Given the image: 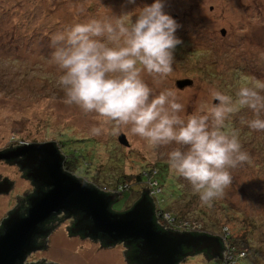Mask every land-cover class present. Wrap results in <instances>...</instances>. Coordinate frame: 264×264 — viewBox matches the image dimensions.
<instances>
[{"label":"rangeland","instance_id":"1","mask_svg":"<svg viewBox=\"0 0 264 264\" xmlns=\"http://www.w3.org/2000/svg\"><path fill=\"white\" fill-rule=\"evenodd\" d=\"M152 2L0 0V150L23 143L54 141L65 156L64 168L72 176L95 188L110 186L111 191L116 189V181L126 180L123 184L129 189L122 191L112 204L114 211L129 208L158 175L164 191L160 196L164 198L163 209L168 208L196 229H206L213 235L226 229V242L231 246L235 241L244 251L236 264H264V131L250 130L244 123L253 116L250 109L237 106L226 121L228 129L238 130L242 150L249 154V160L231 170L232 184L207 207L200 203L187 181L169 172L166 152L174 146L152 149L124 129L92 137L88 129L96 118L64 102L57 68L50 61V33L43 28L48 19L53 37L75 22L111 14L131 15ZM163 5L165 13L175 16V35L181 43L173 51V72L164 79L146 76L150 87L175 92L187 113L206 102L211 89L234 99L241 86L261 90L264 0H163ZM221 29L225 30L224 35L220 34ZM185 79L189 83L179 88L176 82ZM120 134L128 140V148L118 142ZM145 172L147 178L136 179ZM0 174L2 180L5 177L13 181L7 193H0L1 222L15 201L31 191V186L21 178L16 165L0 162ZM167 218L164 215L158 222L164 229L170 228ZM68 225L67 218L57 224L48 236L46 250L33 252L25 261L45 258L57 264H128L122 243L103 248L97 241L70 236ZM218 263V259H207L200 253L185 257L180 264Z\"/></svg>","mask_w":264,"mask_h":264},{"label":"clouds","instance_id":"2","mask_svg":"<svg viewBox=\"0 0 264 264\" xmlns=\"http://www.w3.org/2000/svg\"><path fill=\"white\" fill-rule=\"evenodd\" d=\"M163 7V0H153L131 15L65 26L52 37L50 61L64 102L96 118L88 135L124 129L152 149L174 146L166 152L169 172L211 207L232 184L231 170L249 160L238 130L228 129L226 121L237 106L247 107L253 116L244 123L264 131V85L241 86L235 99L211 89L192 113L172 90L150 87L146 76L164 79L173 72V51L181 43L178 24Z\"/></svg>","mask_w":264,"mask_h":264},{"label":"water","instance_id":"3","mask_svg":"<svg viewBox=\"0 0 264 264\" xmlns=\"http://www.w3.org/2000/svg\"><path fill=\"white\" fill-rule=\"evenodd\" d=\"M220 34L224 35L225 30L221 29ZM188 83L189 80L185 79L177 81L176 85L181 88ZM117 140L121 145L129 146L124 134H120ZM64 158L54 141L23 143L0 150V160H17L20 167L28 168V179L36 186L41 184L48 188L44 191L36 189L28 197V207L23 213L18 205L3 220L0 264H19L27 253L39 248L34 245L33 237L44 233L40 224L59 212L82 215L70 228L72 232L81 231L90 238L106 236L110 242L138 240L140 264H177L179 257L189 256V253L182 252L183 247L190 249L191 255L202 253L207 259L222 254L224 246L217 235L159 229L155 225V207L148 195L149 188H143L147 195L140 194L127 210L111 211L110 205L116 196L99 192L82 178L66 173L62 169ZM11 181L4 178L0 182V193L10 190ZM122 252L124 255V250ZM29 263L24 260V264Z\"/></svg>","mask_w":264,"mask_h":264},{"label":"trees","instance_id":"4","mask_svg":"<svg viewBox=\"0 0 264 264\" xmlns=\"http://www.w3.org/2000/svg\"><path fill=\"white\" fill-rule=\"evenodd\" d=\"M44 29L45 28H48V31H49V33H50V35H49V39L51 38V40H52V34L53 33H51L52 31H53V29L50 27V20L48 19V21L44 24V27H43ZM67 141H70V139H68ZM61 142V144H64V142L65 141H60ZM65 157V156H64ZM64 166L65 167H67V163H66V161H65V163H63V165H62V169L66 172V173H69L70 174V172H68L65 168H64ZM156 173H158V171H156ZM72 175V174H71ZM157 176L158 175H156L155 177H154V180L156 181V185L159 187V191H158V193H157V198H156V200H157V206H158V211L163 215V214H168L171 218H175V219H177V220H180V219H182L181 217H178L177 215H175L174 213H172L168 208H166V209H163L162 207H161V203L163 202V200H164V198H161L160 196H161V194L164 192L163 191V188H161V186L159 185V181H158V179H157ZM142 175H137L136 176V179L137 180H142ZM120 182H126V180H123V181H120V180H118V181H116L114 184H119ZM88 185H90V186H92L91 184H89V183H87ZM36 187H38V188H36V189H38V190H42V191H44V190H47L48 188L47 187H45V186H43V185H41V184H38V186H36ZM92 187H94V186H92ZM95 188V187H94ZM127 188V187H126ZM125 188V190H128L129 188H127L126 189ZM128 192V191H127ZM142 193H145L146 194V190H142V192L140 193V194H142ZM106 195H109V194H107V193H105ZM115 196H116V199L119 197V193L118 194H114ZM147 195V194H146ZM31 196V195H30ZM169 198V197H168ZM167 197H166V199H168ZM131 207V206H130ZM129 207V208H130ZM110 210L111 211H114V210H112V205H110ZM13 211V210H12ZM115 212V211H114ZM10 213V212H9ZM73 218L74 219V222H73V224L70 226V228L74 225V223L77 221V219H79L80 217H82V215L80 214V213H76V214H72V215H67L66 213H64V212H59V213H55V214H52L48 219H46V220H44L41 224H40V230H42L44 233L42 234V235H35L34 237H33V243H34V245L36 246V248L37 247H39V248H37V249H43L45 246H46V244H47V239H48V236L50 235V233H51V231L55 228V226L57 225V224H61L62 223V221L64 220V219H68V218ZM86 222V221H85ZM155 225L159 228V229H161V230H163L157 223H156V221H155ZM77 227H80V225H78ZM69 228V234L70 235H79L81 238H85V239H90V240H93V241H97L99 244H100V246L101 247H103V248H106V247H111V246H113V245H115V244H118V243H122L123 245H124V248H125V250H124V256H125V259H126V261H127V263L128 264H140V255H139V253H138V249H137V247H136V245H137V243H138V240H132V239H128V240H123V241H112V242H110V239L108 238V237H106V236H103V237H101V236H99V237H97V238H90V237H88V236H85L84 234H83V232H81V231H77V232H72L71 231V229ZM193 233H197V232H193ZM202 233H208V234H210L206 229H203V232ZM213 235V234H212ZM221 235V236H220ZM217 236H219V237H223V239H222V243H223V246H224V250L226 251V252H230V253H233V252H236L234 255H235V258L237 259L239 256H240V254L242 253V252H244L242 249L243 248H241V247H239V245H238V243H236L235 241H234V243H230L231 244V246L229 245V243L228 242H226V239L228 238V234H227V231H226V229H222V234H219V235H217ZM37 249H35V250H37ZM223 250V251H224ZM242 250V251H241ZM182 252H186V253H189L188 255H191L190 254V249H187V248H185V247H183L182 248ZM195 254H200V253H194L193 255H195ZM185 257H179V261H178V263L177 264H179V263H181L182 261H183V259H184ZM25 259V258H24ZM19 264H24V260L22 261V262H20Z\"/></svg>","mask_w":264,"mask_h":264},{"label":"built area","instance_id":"5","mask_svg":"<svg viewBox=\"0 0 264 264\" xmlns=\"http://www.w3.org/2000/svg\"><path fill=\"white\" fill-rule=\"evenodd\" d=\"M151 175H153V172L151 173ZM145 178H147V174H145ZM149 182L151 185L149 188L148 195L151 197V200L155 207L156 223L162 228L163 226L160 225L161 223H158L160 218L163 217L164 215L168 217L167 220L170 225V228H167V227H166L167 229L162 228L163 230H173V231H178V232L196 231L197 233L203 232V230L196 229V226L193 223H189V221H185L184 219L177 220L175 218H171L168 214L162 215L158 211L157 200H156L159 187H157L155 180L149 181ZM115 186H116V189L113 191H111L112 188L110 186H106V185H100L96 189L102 193H107V194H118L119 193L120 194L126 188V184H123V183L116 184ZM242 255H243V252L240 254L238 258H240ZM237 259L235 258V255L233 253L226 252L224 250L223 258L221 260H218L219 261L218 264H236Z\"/></svg>","mask_w":264,"mask_h":264},{"label":"flooded vegetation","instance_id":"6","mask_svg":"<svg viewBox=\"0 0 264 264\" xmlns=\"http://www.w3.org/2000/svg\"><path fill=\"white\" fill-rule=\"evenodd\" d=\"M124 147H126V146H124ZM129 147V146H128ZM127 147V148H128ZM16 161L17 160H15V161H13V162H5V163H7V164H9V165H16L17 166V168L19 169V173H20V176H21V178L23 179V180H25V181H27L29 184H30V186H31V191L29 192V193H24V194H22V197L21 198H19V199H17L16 201H15V206L13 207V208H15L16 206H18L19 205V208H20V211H21V213H23V211L28 207V197L30 196V195H32L34 192H35V190H36V185L30 180V179H28L27 177H26V174L29 172L28 171V168H22V167H20V165H18L17 163H16ZM0 162H4L3 160H0ZM63 163H65V159H64V161H63ZM63 165V164H62ZM144 174V175H143ZM142 174V176H143V178H145V174H146V172L145 173H143ZM5 178V177H4ZM1 180H2V178H0ZM1 180H0V182H1ZM11 186H13V181H11ZM139 198V197H138ZM117 200V199H116ZM115 200V201H116ZM130 207V206H129ZM12 208V209H13ZM128 208H126L125 210H127ZM124 210V211H125ZM11 211V210H10ZM9 211V212H10ZM69 219V225H68V227L70 228V226L73 224V222H74V219L73 218H68ZM2 222H3V220L0 222V230L2 231ZM181 232V231H180ZM70 235V234H69ZM70 236H76V235H70ZM77 236H79V235H77ZM80 237V236H79ZM81 238V237H80ZM220 238H222L223 239V237H220ZM83 239H85V238H83ZM48 240V239H47ZM46 248H47V244H46V246L43 248V249H41V250H46ZM40 249H37V250H33V251H31V252H29V253H27L26 254V256H25V258L28 256V255H30V254H32L33 252H35V251H41ZM223 258V252H222V254H220V256L218 257V258H216V259H218V260H221ZM25 260V259H24ZM29 264H57V263H54V262H50V261H48L47 259H45L44 258V260L43 261H33V262H31V263H29ZM180 264V263H179Z\"/></svg>","mask_w":264,"mask_h":264},{"label":"crops","instance_id":"7","mask_svg":"<svg viewBox=\"0 0 264 264\" xmlns=\"http://www.w3.org/2000/svg\"><path fill=\"white\" fill-rule=\"evenodd\" d=\"M56 230V229H55Z\"/></svg>","mask_w":264,"mask_h":264}]
</instances>
